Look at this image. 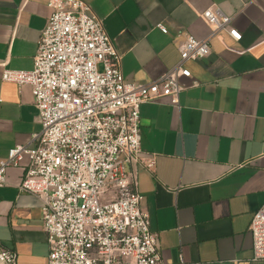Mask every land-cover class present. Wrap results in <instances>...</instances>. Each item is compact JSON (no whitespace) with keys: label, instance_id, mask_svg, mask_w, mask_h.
<instances>
[{"label":"crops","instance_id":"1","mask_svg":"<svg viewBox=\"0 0 264 264\" xmlns=\"http://www.w3.org/2000/svg\"><path fill=\"white\" fill-rule=\"evenodd\" d=\"M121 53L126 82L144 83L170 69L186 34L201 38V16L217 6L241 34L220 32L210 53L185 63L190 77L179 107L169 97L139 107L143 158L135 169L141 206L166 264H261L252 261L248 225L264 203V0H85ZM48 0H0V160L16 144L32 147L41 128L31 87L2 81L4 69L30 70L51 13ZM158 24L166 28L162 32ZM24 155L6 167L0 187V248L17 264H46L42 201L18 190Z\"/></svg>","mask_w":264,"mask_h":264},{"label":"built area","instance_id":"2","mask_svg":"<svg viewBox=\"0 0 264 264\" xmlns=\"http://www.w3.org/2000/svg\"><path fill=\"white\" fill-rule=\"evenodd\" d=\"M51 13L41 31L30 70L4 69L2 81L31 87L41 128L35 145L16 144L0 160V187L6 167L26 155L18 190L42 201L46 264H166L157 234L141 206L135 169L152 171L154 155L143 158L139 107L169 97L179 107L190 77L187 61L206 57L220 32L241 38L230 16L209 6L201 16L208 33L186 34L177 62L149 82H126L121 53L85 0H48ZM162 32L166 28L158 24ZM248 230L252 261L264 264V203L253 211ZM13 250L0 248V264H17Z\"/></svg>","mask_w":264,"mask_h":264}]
</instances>
